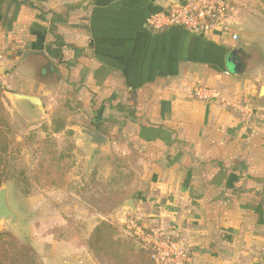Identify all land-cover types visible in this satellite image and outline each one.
I'll use <instances>...</instances> for the list:
<instances>
[{
	"label": "crops",
	"instance_id": "crops-1",
	"mask_svg": "<svg viewBox=\"0 0 264 264\" xmlns=\"http://www.w3.org/2000/svg\"><path fill=\"white\" fill-rule=\"evenodd\" d=\"M32 1L38 9L0 2L3 93L44 111L37 91L75 86L72 94L99 108L101 120L97 127L73 128L75 144H82L79 128L94 129L111 145L90 154L92 165L117 146L130 160L122 194L131 196L123 209L133 200L131 213L180 237L193 254L186 264L264 262V126L246 125L236 109L192 95L196 85L210 86L264 111V84L248 76L254 67L246 68L239 54L238 72L230 60L244 45L251 53L247 61L256 59L252 49L264 42L262 0H231L235 42L147 25L149 13L183 0ZM52 22L58 41L49 31ZM38 73L44 78L37 82ZM51 74L55 81L47 79ZM13 92L39 96L43 109Z\"/></svg>",
	"mask_w": 264,
	"mask_h": 264
},
{
	"label": "rangeland",
	"instance_id": "rangeland-1",
	"mask_svg": "<svg viewBox=\"0 0 264 264\" xmlns=\"http://www.w3.org/2000/svg\"><path fill=\"white\" fill-rule=\"evenodd\" d=\"M252 50L256 59L244 60L246 68L253 66L254 70L258 68L256 64L260 67L250 72L249 80L264 84V42ZM38 74L37 82L44 78ZM47 79L55 81L56 77L51 74ZM52 88L37 91L46 108L35 111L16 103L0 86V128L10 138L7 180L0 188L8 189L10 204L20 214L18 222L1 221L0 231L9 230L20 240L30 241L42 264H153L126 221L133 218L147 231L156 225L162 228L160 222L123 209L131 193L122 194L108 179L115 165L130 172L129 158L117 146L99 155L92 165L86 146L77 142L72 148L79 135H69L68 130L100 126V110L86 106L78 92L72 94L75 86ZM51 118L63 120L66 128L50 137L44 128ZM62 150L65 154L60 156L58 151ZM102 220L116 228L115 240L125 239L126 235L128 239L104 244L100 251L90 250L92 231ZM104 231L109 234L108 229Z\"/></svg>",
	"mask_w": 264,
	"mask_h": 264
},
{
	"label": "built area",
	"instance_id": "built-area-1",
	"mask_svg": "<svg viewBox=\"0 0 264 264\" xmlns=\"http://www.w3.org/2000/svg\"><path fill=\"white\" fill-rule=\"evenodd\" d=\"M234 10L231 0H183L169 7L152 11L146 17L147 25L154 31H163L171 27H181L189 33L204 38L235 42L239 36L228 22ZM194 98L203 102H216L224 108H234L238 111L242 123L254 126H264V111L250 100L231 98L219 88L196 85L192 90ZM133 228L136 236L149 252V258L154 264H186L192 259V251L178 236L161 230L146 227L131 218L126 221Z\"/></svg>",
	"mask_w": 264,
	"mask_h": 264
},
{
	"label": "trees",
	"instance_id": "trees-1",
	"mask_svg": "<svg viewBox=\"0 0 264 264\" xmlns=\"http://www.w3.org/2000/svg\"><path fill=\"white\" fill-rule=\"evenodd\" d=\"M0 2L25 5L34 9L39 8L32 0H0ZM262 2L264 3V0ZM49 31L54 35L56 41L60 39V36L56 32L57 27L53 22L49 27ZM56 50L59 49L56 48ZM58 58L61 59L62 55L59 54ZM65 128L66 125L63 120L52 118V122L44 128V131L51 137L53 133L61 132ZM68 134L73 135L74 131L70 129L68 130ZM73 144L72 148L75 147V142ZM9 153L10 138L7 132L0 128V187L7 180ZM58 153L60 156H63L65 151H58ZM21 174H24V171H21ZM128 178L129 174L125 172V167L115 165L109 182L122 192L128 182ZM106 229L109 230V234L105 233L104 230ZM115 230L116 228L110 222L106 220L99 221L92 231L90 248L95 251H100L109 243L121 242L122 240L128 239V235H126L125 239L115 240L113 237ZM0 264H42V260L30 241H22L13 232L7 230L0 231Z\"/></svg>",
	"mask_w": 264,
	"mask_h": 264
},
{
	"label": "water",
	"instance_id": "water-1",
	"mask_svg": "<svg viewBox=\"0 0 264 264\" xmlns=\"http://www.w3.org/2000/svg\"><path fill=\"white\" fill-rule=\"evenodd\" d=\"M249 45L238 46L236 47L231 55L233 64L236 66V70L241 72L242 61L238 58V55L251 56V53L247 50ZM11 96L17 100L25 101L32 104L34 107L43 109L44 104L42 99L36 95H28L24 93H11ZM81 134V143H85L93 146V153L91 156L98 155L102 149H107L111 145L109 136L90 128H79ZM127 208L135 211V205L133 200H129L127 203ZM20 214L12 207L8 197V189L6 187L0 188V222L3 220L18 222ZM257 264H264V262H259Z\"/></svg>",
	"mask_w": 264,
	"mask_h": 264
},
{
	"label": "flooded vegetation",
	"instance_id": "flooded-vegetation-1",
	"mask_svg": "<svg viewBox=\"0 0 264 264\" xmlns=\"http://www.w3.org/2000/svg\"><path fill=\"white\" fill-rule=\"evenodd\" d=\"M244 60L248 59L247 56H243Z\"/></svg>",
	"mask_w": 264,
	"mask_h": 264
}]
</instances>
